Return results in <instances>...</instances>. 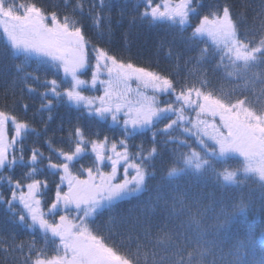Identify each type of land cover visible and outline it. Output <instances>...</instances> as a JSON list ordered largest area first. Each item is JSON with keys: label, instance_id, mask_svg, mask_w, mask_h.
<instances>
[{"label": "snow or ice", "instance_id": "1", "mask_svg": "<svg viewBox=\"0 0 264 264\" xmlns=\"http://www.w3.org/2000/svg\"><path fill=\"white\" fill-rule=\"evenodd\" d=\"M198 3L135 0L132 11L136 14L129 23L165 26L185 45L211 38L216 46L211 56L220 57L215 67L224 68L228 77L241 78L253 90L259 83L264 95V0L253 15L258 32L252 36L247 31L244 36L238 34L228 4L211 8L192 26L191 19L199 14ZM141 4L143 9L136 12ZM63 5L67 10L60 13L46 10L35 0H0V78L12 72L11 82L5 79L8 86L0 95L5 104L0 109V181L6 182L10 192L5 197L0 191V204L9 214L7 223L38 233L43 241L38 245L33 238L13 244L12 251L19 249L22 254L27 248L21 264H264V244L257 253L251 235L227 251L224 248L229 225L246 212L242 200L232 212L221 207L215 223L205 227L216 201L204 205L202 194L189 195L178 183L185 177L197 183L212 181L221 188L251 182L264 193V106L244 95H225L206 75L197 74L210 59L207 47L200 49L197 67L184 76L179 52L174 69L158 70L111 54L101 42L111 43L114 0H76L71 8L69 0H63ZM126 7L127 0L120 7L121 19ZM85 19L96 32L95 43L86 35ZM189 27L191 33L185 35ZM164 43L162 37L159 47ZM172 56L169 44L167 57ZM189 63L191 59L185 60L184 66ZM41 70L43 79L36 75ZM89 70L90 79L82 78ZM31 81L44 90L38 92ZM133 82L143 84L151 94L137 93L133 100ZM17 85H22L19 98ZM86 91L101 94L86 95ZM9 92L12 108L21 104L25 93L39 96L33 115L49 114L43 129L7 110ZM61 106L75 112L60 138L62 146L54 147L53 139L47 137V155L35 141L26 147L28 136L38 138L46 132L53 111ZM22 107L27 111L29 106ZM202 115L219 116L222 127L199 119ZM85 121L118 129L121 138L105 135L101 139L99 131L88 135ZM57 130H64L63 121ZM148 132L150 147L142 141L132 151L129 141ZM193 136L199 150L188 143ZM229 154L241 157V166L218 168ZM16 169L21 170L19 175ZM52 185L54 196L45 207ZM144 193L147 199H141ZM133 199L137 203L132 204ZM125 238L129 246L135 241V251H119L126 246Z\"/></svg>", "mask_w": 264, "mask_h": 264}, {"label": "trees", "instance_id": "2", "mask_svg": "<svg viewBox=\"0 0 264 264\" xmlns=\"http://www.w3.org/2000/svg\"><path fill=\"white\" fill-rule=\"evenodd\" d=\"M35 2L45 8L48 11H59L64 13L67 9L63 5V0H35ZM76 0H69L68 8H71L75 4ZM135 0H127V7L125 8V15L121 19L119 16L120 7L124 5L125 0H114V7L111 10V26H112V36L111 43L101 42V46L109 49L111 54L118 57H122L125 61L129 58L132 59L134 63L138 66H143L149 70L158 69H174L176 66L175 53L179 52L181 55L180 59V74L184 76L189 72L190 69L197 67L196 57L199 54L200 49L208 48L210 59L208 62L203 63L199 66V73H203L211 81L212 85L217 90H223L225 95H230L233 98H237L241 95L249 97V99L257 106H264V95L260 94V85L257 83L255 89L252 86H245L244 80L239 77H228L225 75L224 68H216V64L220 57H212L211 53L216 50V47L211 44L205 38H202V42L195 45H185L179 40L174 39L176 35L174 32H166L165 26L152 27L147 23L140 24L137 23L135 26H131L129 21L132 15L136 14L132 11V4ZM160 0H154V3H159ZM261 0H199L198 8L199 14L191 19L192 26H195L201 16L207 14V12L213 7L223 8L225 4H228L231 9V13L234 21H236L239 29V35L244 36L247 31L249 36L258 32V29L253 26V15L256 11H259ZM143 9V5L136 9V12ZM117 20L120 23L117 24ZM85 32L86 35L96 42V32L92 28L91 21L85 19ZM125 33H127V42L125 41ZM191 33V27L187 29L185 35ZM164 38V46L159 47L161 38ZM258 38V37H257ZM105 41L108 39L105 35ZM169 44L173 48V56L171 59L167 57L169 51ZM159 48V51L157 49ZM191 59V63L184 66V61ZM224 64L228 65L229 61L227 58L224 60ZM28 71H32L31 68ZM88 74V73H87ZM86 74V75H87ZM36 75L41 76L43 79L44 72L37 71ZM49 78L51 75L49 74ZM175 78V77H174ZM5 79L8 83L11 82L12 72L10 71L6 78H0V95L4 93L5 88L8 84L5 83ZM37 91H43V87L37 84L35 81H31ZM22 85H17L16 96L19 98V89ZM12 94L8 93L9 108L7 110H12L20 119L27 120L31 123L33 127L37 130H41L44 127L43 121L47 120L48 113L40 112L33 115L39 108L40 100L39 96H30L25 93L23 101L21 104L16 105L14 108L11 106ZM163 99H168L164 97ZM27 104L29 107L25 111L22 107L23 104ZM5 104L3 100H0V109H4ZM75 112H70L67 108L61 106L53 111V119L48 122L47 131L42 132L37 138L34 135H29L26 141V147H29L35 143L41 147V150L48 154V148L44 144V140L47 137H51L54 141V147L62 146L61 137L66 135V130L70 120H74ZM64 123V130H57L58 125ZM166 122V121H165ZM85 124V133L91 135L96 131H99L100 138L102 139L107 135L110 139H120L121 134L118 129L111 128L102 122H93L89 124L87 121ZM158 127H163V124L158 125ZM183 138V137H182ZM151 133H145L143 135H137L134 139L129 141L130 145H133L132 151H135V145L140 144L142 141L145 147H150ZM191 141V140H190ZM188 143L196 148V144L192 141ZM181 151H186L187 149L181 148ZM170 154V153H169ZM27 158V153H26ZM46 163V161H45ZM85 164L88 163L87 160L84 161ZM242 161L237 158H226L225 162H218L217 167L220 169L229 168L234 169L241 166ZM79 167V165H77ZM157 167H160L159 162H157ZM105 171H109V168H105ZM26 171V169H25ZM20 169H16V174L19 175ZM6 174V173H5ZM242 178V177H241ZM51 179V177H49ZM58 180V176L56 177ZM2 182V181H1ZM178 183L185 188L189 195L202 194L203 204H212L213 200L216 203L213 205L214 211L209 212L208 217L204 220L205 227H210L215 223V215L219 213L221 207L226 211L232 212L233 205L239 204L241 200L246 205V212L243 215H236L232 223L228 227V240L224 244V248L227 251L229 247L234 245L237 241H246L251 235L255 240V249L259 253L261 245L264 244V193L256 186V184L248 182L242 186H235L225 184L223 188L219 185L214 184L212 181L205 183H197L194 180H190L185 177L178 181ZM3 184V183H2ZM55 186L52 185V190L47 193L45 207L47 203L51 202V198L54 196ZM0 191L3 192L5 197H7L10 192L7 189L6 182L4 185L0 186ZM148 193H144L141 199H147ZM132 204L137 203L136 199L131 201ZM129 206L128 203L123 205L124 208ZM6 206L0 204V248L7 249L8 251H0V264H21V259L24 254L27 253V248L24 249L22 254L19 249L12 251L13 244H19L22 241H30L33 238L36 239L37 244H42V238L38 233L33 234L28 230L7 223L8 215L5 211ZM214 230V229H213ZM126 246L119 249L121 253L127 252L129 250L135 251V241L129 246L125 238ZM211 259V257H209Z\"/></svg>", "mask_w": 264, "mask_h": 264}, {"label": "rangeland", "instance_id": "3", "mask_svg": "<svg viewBox=\"0 0 264 264\" xmlns=\"http://www.w3.org/2000/svg\"><path fill=\"white\" fill-rule=\"evenodd\" d=\"M206 40H208L211 44H213L212 43V41H211V38H209V37H204ZM214 45V44H213ZM215 46V45H214ZM216 47V46H215ZM88 74L87 75H84V76H82V78H84V79H90V77H91V71L89 70L88 72H87ZM131 87H132V89H133V93H132V95H131V98L133 99V100H135L136 98H137V93H143V94H146V95H150L151 94V90L150 89H145L144 88V86H143V84H137V83H135V82H133L132 83V85H131ZM85 94L86 95H100L101 93L100 92H93V91H86L85 92ZM187 115H189V116H191L193 119H196L197 117H196V113L195 112H189V113H186ZM199 119H201V120H204V121H206V123H208V124H215V125H217V126H221L220 125V120H219V116H216V117H211V116H208V115H202V116H200L199 117ZM200 127L201 128H203L204 127V125H200ZM222 127V126H221ZM195 131V130H194ZM208 131L209 132H211L212 130L211 129H208ZM12 133H13V129H12V127H11V124L9 123V126H8V135H9V138L11 137V135H12ZM203 133H201V135H202ZM184 138V137H183ZM205 138V140H207V142L209 143V144H211V143H213V141H211L210 139H208V137H204ZM189 141L191 140L192 141V143L194 142L196 145V148H197V150H199V144L197 143V141H196V137H188L187 138ZM190 141V142H191ZM237 158V159H239V160H241L242 161V158L241 157H239L237 154H229V156L228 157H226V158ZM226 158H224V159H226ZM121 174H122V169H121ZM3 183V184H2ZM1 185H4V181H0V186Z\"/></svg>", "mask_w": 264, "mask_h": 264}]
</instances>
